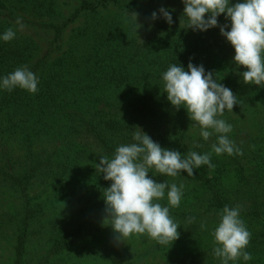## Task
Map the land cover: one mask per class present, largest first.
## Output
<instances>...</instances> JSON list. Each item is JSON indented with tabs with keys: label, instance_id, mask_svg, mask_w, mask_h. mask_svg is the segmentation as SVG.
<instances>
[{
	"label": "trees",
	"instance_id": "trees-1",
	"mask_svg": "<svg viewBox=\"0 0 264 264\" xmlns=\"http://www.w3.org/2000/svg\"><path fill=\"white\" fill-rule=\"evenodd\" d=\"M40 2L41 0H0V36L11 25L15 26V21L18 18L16 15L19 12L32 16L33 21L36 20L34 22L35 27L47 36L46 39L49 43L48 47L36 50V47L29 44L23 46L21 40V42L10 41L8 42L9 45L18 43L11 47V52H3L0 55V83H2L4 76L24 65L28 66L39 78L38 91L35 94L19 87L11 92L0 87V129H31L30 134L21 140L23 147L27 150L25 156L28 161L26 162H30L32 159L31 163H26V167L22 168L24 172L30 169L28 177L25 179L30 180L36 176H44L50 179L52 183L55 182L56 185L62 180L69 183L73 178L76 179L81 176L83 183L79 184L82 188L81 192L74 189L70 191L67 200L74 207H70L64 212L62 217L65 219L61 221L60 225H55V221L59 220L58 218L49 220L46 215H42L37 210L43 207L32 206V199L25 197V210L22 213L27 212V214H24L23 220L17 223V229L12 232V248L7 251V255L3 252L5 258L0 261V264H29L26 256L31 248L36 246L35 241L40 237H44L42 241L44 247L40 249L41 245L39 244L36 250H39L37 253L42 252L44 255L40 257L42 261L37 264H55L53 261L56 260L54 259H57L67 248L72 247L82 239L84 240L85 235H91L95 223L101 219L102 214L106 213L105 200L102 199L104 198L102 196L103 188L110 187L111 182L102 179L91 182L85 172L87 170L95 171L91 165L96 167L101 156L106 155L112 158L119 145L134 142L133 130L130 129V125L112 127V118L110 119L108 116V112H111L108 110L109 102H112V99L118 101L125 97L131 102L142 100L140 107L146 108L148 111L151 109L147 107L150 105H147L146 101L155 99L151 106L157 109L155 112L157 122L148 129L155 130L157 135L152 140L162 148L179 151L182 155L188 151H196L200 154L211 151V145L216 142V138L211 137L208 141L201 137L196 138L191 133H195V129H191L192 123H182L179 110L177 111L169 101H165L167 94L164 93L162 74L169 66H165L164 61H161L165 53L156 50L151 51L153 52L151 54L144 51L152 43L158 46L163 40H169L173 44L182 42L183 45L175 47L171 44L174 47V52L178 51L173 55V64L185 67L188 66L189 62L193 63L198 59H202L203 62L206 61L205 64L203 63L206 73L212 72L214 77H220L221 82L219 83L231 89L239 99L240 103L234 106L233 111L225 109L229 117H232V114L235 118L258 116L256 113H260V108H256L255 104H259V100L264 103V99L261 97L259 100L257 99L261 93L264 97V84L257 86L243 82L241 74L247 69L234 63L235 49L230 42L221 38L222 35H217L215 31L210 30L211 50H224L221 58L222 66L214 67V54L206 50L191 53L194 41L189 40L188 37L184 39L188 31L183 27L180 26L176 33L160 34L161 30L167 26H179L180 22H184L183 16L177 17L178 19L172 17L173 23L171 25L165 20L164 25L158 24L157 19L153 20L151 13L148 19L140 22L142 27L139 29L136 27L138 31H141L142 36L144 34V44L140 43L134 51L126 52L125 56L121 58L118 55L119 46H115L110 51L107 49V39H101L93 44L92 58H82L80 63H76L74 58L69 57L68 51H55L63 50L61 37L64 30L78 16L105 10L110 6L104 3L105 6L100 7L98 0H81L67 20L52 24L53 15L56 14L54 9L45 5L44 0L41 4ZM104 2L107 1L104 0ZM50 4L53 6V0L50 1ZM130 7L134 6H114L121 14L124 12L125 20L129 19L126 12L131 10ZM148 10L152 11L151 8ZM42 17L51 20L46 21ZM24 20L27 19L22 17V21ZM227 24L231 25L230 22ZM197 37L198 42L203 40V36ZM4 46L6 45L0 39V48ZM163 46L165 45L163 44ZM56 52H59V55L54 56L53 54ZM139 59L140 61H138ZM133 65H146V68L142 67L144 76L141 79L135 77V73L131 69ZM65 71L68 72V80L63 74ZM129 85L136 86L132 89ZM75 86L80 87V93L79 91L77 94L71 92V88ZM133 90L138 91V93ZM104 95V101L108 103L99 104ZM73 104L75 106H72ZM68 128L72 130L65 135L63 130ZM122 129H125L124 132L121 131ZM82 130H84V134H82ZM86 135L93 138L94 146L86 147L85 144L81 143L82 137ZM237 137L238 135L234 134L230 140H233L237 147L242 150L243 155L222 154L217 156L213 153L211 162L215 165L214 169L202 165L199 168H194L193 176H188L186 172H182L174 178L161 176L154 169L150 170L149 177L156 182L163 183L165 177L166 179H173L178 186L181 183L197 185L195 189L192 186V197H184L179 207L170 210V215L180 225L178 229L180 238L174 242L177 250H187L191 247L189 245L191 242V244L198 242L199 240L182 242L184 244L182 249L179 248L180 245L177 246L183 238L195 234V231L200 228L202 220L207 222L208 219L212 222L219 216L218 213L224 206H229L231 202L230 192L224 191L223 181L231 175L235 178L237 176L243 178L246 173L251 171L243 170L244 163L248 160L245 156L247 146H243V140L238 141ZM43 143L46 144L41 145ZM3 151L4 149H0V154ZM254 160L255 163L258 162V166L260 163L264 164L263 160ZM254 171L258 174L257 166ZM259 174H261V170ZM247 176L251 178V175ZM20 188L24 192L23 185H20ZM231 193L235 194L233 191ZM188 208L192 210V213L187 210ZM31 212L32 214L29 215ZM189 217H195V221L191 224L188 223ZM90 251L96 253L95 250ZM87 253L88 258L95 264L99 261L100 264L104 262L103 259L97 261L94 255ZM201 254L202 252L198 253L200 260L210 262L212 259V263H214L210 253L206 258H202Z\"/></svg>",
	"mask_w": 264,
	"mask_h": 264
},
{
	"label": "rangeland",
	"instance_id": "rangeland-1",
	"mask_svg": "<svg viewBox=\"0 0 264 264\" xmlns=\"http://www.w3.org/2000/svg\"><path fill=\"white\" fill-rule=\"evenodd\" d=\"M50 1L52 0H44V4L52 7L56 13L53 15V22H51L53 24L57 21L67 20L71 13L74 12L75 8L80 4L81 0H53V6L50 4ZM98 1L100 2L98 3V5L100 4V7H102L104 3L110 7L105 10H100L98 12L96 11L95 13L78 16L67 26L62 34L61 45L63 50L60 49L55 51H68L70 55L69 57L74 58L76 63H80L82 58H92L93 44L99 42L101 39H107V49L110 51L115 46H119L118 55L121 58L125 56L126 52L134 51L137 46L140 45L139 39L143 40L144 34L142 36L141 31L136 29L137 26L130 17L128 20H125L124 12L121 14L114 8V6L117 5H133L134 7H130L131 10L128 11H130L129 13L136 12L138 15H141V17H138V24L148 19L151 13L156 12L158 17L157 23L165 25V19L159 12L162 7L169 10L172 17H175L176 19H178L177 17L180 18L184 15V4L182 0ZM243 2L244 0H230V5ZM41 3L42 0L40 4ZM150 8L152 11L148 10ZM18 13L16 15L17 17H24L27 19L23 21V23L26 25V28L23 32H17L16 38L11 42L22 41L23 46L29 44L33 47H36V50H41L48 47L47 45H49V43L46 39L47 36L43 35L40 31H38L37 27H35L34 22L36 20L34 19L33 21L32 16ZM225 17L226 14L218 17L219 25L222 26L230 22V20H227ZM183 18L184 22H180L179 26H167L161 30L160 34L167 35L176 33L180 29V26L183 27L188 31L184 39L188 37L189 40L194 41L191 53L193 51L196 52L200 50L209 51L211 54H214V67H221L223 63L221 58L223 57L224 50L222 48L223 51H212V37L210 36V30L215 31L217 35H221L219 26L211 28L206 32L193 31L192 29L187 28L188 18ZM45 20L50 21L51 19ZM10 27L15 26L11 25ZM229 28L230 27H228L227 30H229ZM197 36H203V40L198 42ZM221 38L226 39L223 36ZM2 42L6 46L0 48V55L3 52H11V47H14L18 43L17 42L9 45L8 42L3 40ZM163 44L165 46H163ZM171 44L174 47L183 45L182 42L173 44L169 42V40H163L160 41L158 46L153 45L152 43V45H149L147 50L144 51L151 54H153L151 51L156 50L160 53H165L161 61H164L165 66H170L173 64V55L178 52H174V47ZM53 55H59V52H56ZM138 61H140V59ZM203 63L205 64L206 61L203 62L202 59H198L196 62H193L194 65H203L205 68ZM143 66L146 68V65L131 66V69L133 70V73H135V77L137 79H141L144 76V73H142ZM69 68L74 69L72 67ZM183 68L186 71L188 70V66ZM63 74L68 80V72L65 71ZM70 75H73V73H70ZM220 79L221 78L219 77L218 82H221ZM135 86L136 85H129V87L132 89ZM79 88L80 87L78 86L72 87L71 92L77 94L79 91L80 93L81 90H79ZM133 91L138 93V91ZM260 97L264 99L262 93L258 98H256L259 100ZM104 100L105 95L99 104H106L107 101ZM111 101L112 102H109L111 105L109 104L108 107V110H111V112H108V116L110 119L112 118V127L117 128L127 124L130 125V129H132L133 132L137 127H139L151 138L155 139L157 135L155 130L148 129L149 127H153V125L157 122V118L155 116L157 109L154 106H151L155 99H149V101H146L147 105H150L147 107L151 109V111H148L146 108L142 109L140 107L142 100L131 102V100L129 101L123 97L121 100L117 101L116 99H112ZM165 101H168V99ZM259 101V104H255L256 108H260V113H256L258 116L235 118L233 116L234 114H232V117H229L228 112H224L223 116L217 117L232 125L233 130L228 134L229 139L232 138V135L234 134L238 135L236 139L238 141H240V139L243 140V146H247L245 150V156L248 160L245 161L243 170H251L249 173H246L243 178L240 176L235 178L231 175L223 181V185H225L224 187L222 186L224 191L230 192L231 202L229 203V207H235L237 205L240 206V217L245 222L247 229L251 233L250 244L245 250L251 253L253 259L245 262L242 258H240L235 262H230V264H264V164L260 163L259 167L258 162L255 163L254 160L259 159L264 161V103L262 100ZM254 102L256 101L254 100ZM72 106L75 105L73 104ZM178 112L182 116V119L180 120L182 123H192L191 129H195V133H191H193V135L199 139L201 137L200 128L194 121L190 119L187 110L180 108ZM71 130L72 129L68 128L63 130V132H65L66 135ZM124 130L125 129H122L121 131L124 132ZM33 131H35V129H33ZM82 131V134H84V130ZM30 132L31 129H0V149H4L3 153L0 154V261L4 260L5 255H7V251H10L12 248L11 236H13L12 232L17 229V223L20 220H23L24 214H27V212L24 214L22 213L25 210V197L29 198L30 200L32 199V206L35 205L43 207L42 209L37 210L40 211L42 215H46L49 220L58 218L59 220L55 221V225H60L61 221L65 219V217H62L64 212H66L70 207H74V205L70 204V201L67 200L71 193L70 191L74 189L78 192H81L82 189L79 185L80 183H83V177L81 176L76 179L73 178L69 183H66L64 180H62L59 183L57 182L58 184L56 183V185L55 182L52 183L50 179L44 176H36L30 180L25 179L28 177L30 169L24 172L22 171V168L26 167V163H31L32 159H30V162H26L28 161L25 156L27 150L23 147L21 140L25 138L24 136L30 134ZM212 137L217 139L216 135H213ZM81 143L85 144L84 146L86 147L95 145L93 138L87 135L82 137ZM45 144L46 143H43L41 145ZM256 166L258 169V174L254 171ZM91 167L95 169V171L87 170L85 172V174L88 176L87 178L91 182H97L101 179L105 180L103 175L97 172L93 165H91ZM260 170L261 174H259ZM247 175H251V178H248ZM165 180H167L169 183H175L173 179H166L164 177V181ZM183 184L185 187L181 201L186 196H193L191 194L192 186L194 189L197 188V185L194 184ZM20 185H23L24 192L20 188ZM104 189H107V186L104 187L103 190ZM83 191L86 190L83 189ZM232 191L235 192V194H232ZM102 199L104 200V198ZM159 203L164 206H168L167 193H165V198L162 201H159ZM171 209L173 208L170 207V210ZM187 210L192 213L191 209L188 208ZM31 214L32 212L29 213V215ZM105 216L106 213L104 215L102 214L101 219L95 223L91 235H85L83 237L84 240L82 239L81 241L76 242V244L72 247L67 248L60 256H58L57 259H54L56 261L53 262H55V264H95L91 259L88 258L87 252H89L96 257L97 261L103 259L104 262L102 264H221L220 259L215 257L213 254V248L216 245L214 244V237L212 235V232L219 223V216H217V218H215L212 222H210L208 219L207 222L202 220V222H206V229L202 230L200 226L198 230L196 229L197 231H195L193 236L183 238L177 246L180 245L179 248L182 249L184 246L182 242L186 243L190 240L199 241L193 242V244H191V242L189 244L191 247L182 251L177 250L176 244L174 243L172 245L169 244L167 246H161L156 241L151 240L146 234L143 236L132 235L125 241V243H118L115 238L114 230L109 226V224H106V226L103 224ZM43 238L44 237H40L35 241L36 246L32 247L26 256L29 264H37L42 261L40 260V257L43 256L44 253H37L39 250H36V248L39 244L41 245L40 249L44 247V244L42 243ZM90 250H95L96 253L94 254V251L91 252ZM199 252H202V258H206L211 254L210 256L214 259V263H212V259L210 262L208 260H200L198 255ZM97 264H100V261Z\"/></svg>",
	"mask_w": 264,
	"mask_h": 264
},
{
	"label": "clouds",
	"instance_id": "clouds-1",
	"mask_svg": "<svg viewBox=\"0 0 264 264\" xmlns=\"http://www.w3.org/2000/svg\"><path fill=\"white\" fill-rule=\"evenodd\" d=\"M184 4L183 17L188 18V29L206 32L211 28H220V33L235 49L234 63L247 69L241 75L243 82L248 85L264 84V0H244L243 3L230 5V0H182ZM174 11V10H173ZM169 25L173 18L169 10H159ZM226 14L229 25H219L218 17ZM126 15L136 24L138 13L128 11ZM157 13H152L156 20ZM26 25L22 18H17L15 27L5 30L0 39L5 42L14 40L17 32H23ZM141 44L144 41L139 39ZM164 93L177 110L184 108L189 117L200 128V136L208 141L213 135L217 136L212 143L211 151L200 154L188 151L182 155L179 151L162 148L158 143L139 127L133 132V143L121 144L109 158L104 155L96 164V171L103 175L111 185L103 190L106 216L103 224H109L114 230L118 243H125L132 235H147L161 246L173 244L180 238L179 223L170 215V207H179L183 197L184 184L156 182L149 177L154 169L161 176L177 177L182 172L188 176L194 175V168L212 164L213 153L243 155L228 134L232 125L223 119L225 109L233 111L239 99L228 87L218 82L212 72H207L203 65L196 66L189 62L188 70L172 64L162 74ZM39 78L28 66L17 67L6 75L0 87L11 92L19 87L35 94L38 91ZM200 147V145H197ZM167 193L168 206L159 201ZM241 208L224 206L218 213L219 223L212 235L214 237L213 254L221 264H230L242 258L245 262L253 259L245 249L249 246L251 233L240 217ZM195 221L189 217L188 223ZM206 222L201 223L205 230Z\"/></svg>",
	"mask_w": 264,
	"mask_h": 264
}]
</instances>
